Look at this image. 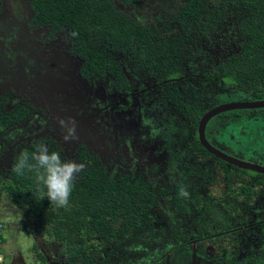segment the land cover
Returning <instances> with one entry per match:
<instances>
[{
  "label": "rangeland",
  "instance_id": "obj_1",
  "mask_svg": "<svg viewBox=\"0 0 264 264\" xmlns=\"http://www.w3.org/2000/svg\"><path fill=\"white\" fill-rule=\"evenodd\" d=\"M29 2L0 0V20L14 26L12 20L21 19L17 27L28 23L36 40L35 49L7 48L15 38L0 36V55L14 61L9 50L15 47L13 53L25 58L21 79L29 86L20 87L23 93L8 89L5 73L13 87L23 80L15 78V67L0 62L1 111L16 105L25 110V118L0 127L5 264H264V175L220 163L195 140L206 110L249 97L233 88L223 93L213 83L216 62L239 50L236 30L247 18L241 6L235 0H206L203 13L181 24L184 0L117 1L115 6L147 32L150 45L141 51L93 37L97 58L85 63L65 28L34 22ZM28 49L43 56L38 67L29 61L35 56ZM109 59L121 79L113 78ZM170 62L173 78L166 75ZM29 105L38 114L28 115ZM69 128L75 139L66 142ZM204 131L221 152L264 167V108L215 115ZM37 144L85 167L93 160L109 179L126 177L144 193L143 215L93 228L67 216L69 203L57 208L46 197L35 200L13 180L11 167Z\"/></svg>",
  "mask_w": 264,
  "mask_h": 264
},
{
  "label": "trees",
  "instance_id": "obj_2",
  "mask_svg": "<svg viewBox=\"0 0 264 264\" xmlns=\"http://www.w3.org/2000/svg\"><path fill=\"white\" fill-rule=\"evenodd\" d=\"M117 1L125 3L129 0H31L29 5L35 22L49 24L54 28L62 27L69 32L72 50L86 63L92 62L95 56L97 58V53L91 48L93 37H100L105 43L114 46L133 45L141 51L147 50V44L150 45L147 32L115 6ZM235 1L247 14L246 20H241L236 30L240 42L239 50L236 54H230L216 62L213 83L223 93L231 94L233 88L235 93L247 94L249 97L244 100L264 99V0ZM205 3L206 0H184L179 22L184 24L203 13ZM165 46L166 49L167 43ZM128 47L133 51L132 47ZM165 55L169 57L166 51ZM147 58L153 60L150 55ZM173 64H168L170 69L166 73L172 78L176 75ZM107 65L115 80L122 78L111 59ZM15 117L14 112L3 114L0 110V127ZM197 146L211 156L198 141ZM27 155L30 156L31 153ZM211 157L233 167L214 156ZM240 170L246 172L245 169ZM35 175L25 170L23 175L14 173L13 180L37 200L33 194L36 190ZM117 180L120 182L109 181L95 163L85 167L74 181L67 216H76L82 220L81 224L90 223L93 228H104L105 224H110V220L124 215L128 219L142 216L145 209L142 202L144 193L133 188L126 177ZM3 239V232L0 231V241ZM72 253V257L78 256L76 252ZM76 258L78 257L74 259Z\"/></svg>",
  "mask_w": 264,
  "mask_h": 264
},
{
  "label": "clouds",
  "instance_id": "obj_3",
  "mask_svg": "<svg viewBox=\"0 0 264 264\" xmlns=\"http://www.w3.org/2000/svg\"><path fill=\"white\" fill-rule=\"evenodd\" d=\"M63 139L66 142L75 139L74 128H69ZM84 167L83 163L62 159L59 152L50 151L45 144H37L30 156L24 154L17 158L11 171L17 175H23L25 170L34 172L36 190L33 194L37 200L46 197L57 208H64L68 206L74 181ZM181 195L188 193L182 189ZM0 264H5L2 255Z\"/></svg>",
  "mask_w": 264,
  "mask_h": 264
},
{
  "label": "flooded vegetation",
  "instance_id": "obj_4",
  "mask_svg": "<svg viewBox=\"0 0 264 264\" xmlns=\"http://www.w3.org/2000/svg\"><path fill=\"white\" fill-rule=\"evenodd\" d=\"M31 2V0H30ZM29 2V4H30ZM30 8V7H29ZM31 10V9H30ZM32 14V12H31ZM14 22V26L11 25L12 22H9V21H6L5 18L0 20V36H4L6 38H10V37H14L15 40L12 41V40H9L6 45H7V48H10L11 47V44H15L19 46V44H25L27 46H29L31 48V46L35 49V46H36V40H32L31 38V31H30V28L28 27V23L24 24V27H21V28H18L17 25L19 24V22H22L21 19H16L14 18L12 20ZM35 22V21H34ZM36 24H38V22H35ZM44 23H41V25H43ZM33 42V43H32ZM30 53H33V56L35 57H30V62L31 64L34 66V67H38V62L42 60V55L41 54H37L36 52L28 49ZM9 52H12L10 55L14 57V61L9 59L6 55V53H4L3 55H0V62L1 63H4V64H7V65H10V66H13L16 68V76L15 78L17 79H20V80H23L21 79L22 76H23V73H25V70H26V60L24 57H22L21 55L19 54H15L13 52H18V48H13L12 51L9 50ZM32 56V55H31ZM83 64V63H82ZM1 72L3 73V70L0 69ZM4 74V73H3ZM4 76L7 77V81L6 83L8 84V89L10 88V90H15L16 92L18 93H23L24 91L21 90V86H24V87H29L28 86V83L26 81L23 80L22 83H19L18 84V87H13L12 86V83L13 81L10 79L11 77V74L10 73H5ZM2 104H0V110H2ZM31 105H29V109H30V112H29V109H28V115L30 113H33V114H38L37 110H36V107L32 106L30 107ZM24 108L20 105H16L14 106L13 108L11 109H8L6 111H1L3 114H7L8 112H14L16 113V117L11 119L10 121H13V120H19L20 118H25L24 116ZM223 113V112H222ZM221 114V113H220ZM218 115V114H217ZM205 134V132H204ZM212 156V155H211ZM214 159V158H213ZM90 161V159H88ZM93 161V160H92ZM92 164H94V162H92ZM95 165L99 168H101L98 164L95 163ZM102 169V168H101ZM103 171L106 175V171L105 169L103 168ZM124 176V175H122ZM115 177V176H114ZM107 178V177H106ZM121 178V177H119ZM109 181H113V182H120L119 180H117L118 178H107Z\"/></svg>",
  "mask_w": 264,
  "mask_h": 264
},
{
  "label": "water",
  "instance_id": "obj_5",
  "mask_svg": "<svg viewBox=\"0 0 264 264\" xmlns=\"http://www.w3.org/2000/svg\"><path fill=\"white\" fill-rule=\"evenodd\" d=\"M264 108V99H256V100H237V101H227L224 103H220L216 106H213L206 110L198 119L197 127H196V137L199 145L207 151L210 155L224 161L225 163L235 166L240 169L249 170L252 172L260 173L264 175V167L244 162L238 158L229 156L213 147L205 138L204 130L207 121L222 112L230 111V110H238V109H257Z\"/></svg>",
  "mask_w": 264,
  "mask_h": 264
},
{
  "label": "built area",
  "instance_id": "obj_6",
  "mask_svg": "<svg viewBox=\"0 0 264 264\" xmlns=\"http://www.w3.org/2000/svg\"><path fill=\"white\" fill-rule=\"evenodd\" d=\"M0 229H1V225H0Z\"/></svg>",
  "mask_w": 264,
  "mask_h": 264
}]
</instances>
